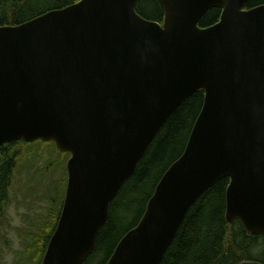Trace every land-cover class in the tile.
<instances>
[{
	"label": "water",
	"instance_id": "water-1",
	"mask_svg": "<svg viewBox=\"0 0 264 264\" xmlns=\"http://www.w3.org/2000/svg\"><path fill=\"white\" fill-rule=\"evenodd\" d=\"M80 0L0 27V146L54 141L71 153L57 227L42 264H82L109 207L182 103L205 90L186 149L108 264H160L191 206L231 179L227 220L264 234V4ZM212 7L219 22L200 27ZM239 264H262L243 261Z\"/></svg>",
	"mask_w": 264,
	"mask_h": 264
},
{
	"label": "trees",
	"instance_id": "trees-1",
	"mask_svg": "<svg viewBox=\"0 0 264 264\" xmlns=\"http://www.w3.org/2000/svg\"><path fill=\"white\" fill-rule=\"evenodd\" d=\"M78 1L0 0V27L20 25ZM262 4L264 0H248L246 8ZM135 8L145 19L164 22L165 11L161 0H136ZM221 15L220 7L210 8L200 20V27L216 24ZM204 101L205 90L199 89L182 103L159 130L133 176L125 181L112 200L108 218L98 233L96 248L82 264H108L124 235L140 223L161 178L184 153ZM41 146L53 147L62 157L60 168L63 177L57 183V188L53 189V184L51 189L52 193L54 190L57 192L56 196L51 197L54 206L50 208L49 215L42 218L34 234H30L34 250L26 253L30 254L29 261L33 264H42L57 227L66 195L67 162L71 153L58 149L54 141L44 140L28 143L19 139L0 146V216L5 213L10 202L19 161L26 157L29 163L40 156L38 151L39 148L42 150ZM23 149L27 150L24 155ZM230 181L229 177L219 179L191 206L160 264H239L243 261L264 264V234L249 233L240 218H234L232 222L227 220V189Z\"/></svg>",
	"mask_w": 264,
	"mask_h": 264
},
{
	"label": "rangeland",
	"instance_id": "rangeland-1",
	"mask_svg": "<svg viewBox=\"0 0 264 264\" xmlns=\"http://www.w3.org/2000/svg\"><path fill=\"white\" fill-rule=\"evenodd\" d=\"M26 151L23 149L22 155ZM38 152L41 155L29 163L26 157L19 161L10 202L5 213L0 216V264H33L31 260L29 261L28 254L34 250L30 234H34L38 222L47 217L50 208L54 206L51 197L56 196L57 191L54 190L52 193L51 189L53 184L55 185L53 189L57 188V183L63 177V170L60 168L62 157L53 147L42 150L39 148ZM31 163L33 164L27 166ZM61 189L63 190V186Z\"/></svg>",
	"mask_w": 264,
	"mask_h": 264
}]
</instances>
